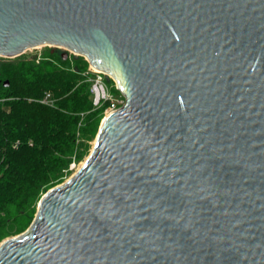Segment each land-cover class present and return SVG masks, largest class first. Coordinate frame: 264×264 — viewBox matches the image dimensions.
Masks as SVG:
<instances>
[{"label":"water","instance_id":"1","mask_svg":"<svg viewBox=\"0 0 264 264\" xmlns=\"http://www.w3.org/2000/svg\"><path fill=\"white\" fill-rule=\"evenodd\" d=\"M47 45L124 103L0 264H264V0H0V57Z\"/></svg>","mask_w":264,"mask_h":264},{"label":"trees","instance_id":"2","mask_svg":"<svg viewBox=\"0 0 264 264\" xmlns=\"http://www.w3.org/2000/svg\"><path fill=\"white\" fill-rule=\"evenodd\" d=\"M68 64L63 57L60 67L0 59V241L20 231L42 196L82 159L76 140L82 113H88L86 134L99 129L102 111L94 109L92 84ZM47 92L52 106L39 102Z\"/></svg>","mask_w":264,"mask_h":264},{"label":"rangeland","instance_id":"3","mask_svg":"<svg viewBox=\"0 0 264 264\" xmlns=\"http://www.w3.org/2000/svg\"><path fill=\"white\" fill-rule=\"evenodd\" d=\"M63 54L69 55V58H68L69 64L68 65H70L71 69L74 67H77L82 72V76L84 78H90L91 76L96 75V73L92 71L91 65L87 62L85 57L77 55L73 52L67 51L66 49L60 48V47H54V46H48V45L47 46H39L37 48L29 49L19 56H16L13 58L0 57V59L5 60V61H9L12 63H17V62H22V61H27V60L33 61L36 64H39L42 62H51V63L56 64L58 67H60ZM103 77L107 83L109 92L112 95V100L116 103L117 101L122 99L123 96H122L121 92L117 89L116 83L114 82V80L111 77L106 76V75L105 76L103 75ZM48 93L51 94L50 92H47L46 94H48ZM46 94H45V96H46ZM51 96H52V94H51ZM43 99L41 101H43ZM52 99H53V97H52ZM41 101H39V102L41 104H44ZM52 102L54 103V99ZM45 105H47V104H45ZM121 105L122 104L112 105L111 103L106 102V103H103L99 108H94V109H96V110L101 109V111H102L101 122H102L103 119L108 114H110L114 109L120 107ZM49 106H52V104H50ZM87 115H88V113H82L80 123L78 125V128L82 129V131L78 132L77 136H76L77 144L79 146L80 145L82 146V152L85 151V154L82 156V159L80 161L74 160L71 163L68 171L66 172V176L64 177V179L62 180V182L59 185L65 183L74 174H76V172L82 167V165L84 164V162L86 161V159L88 158V156L90 155V153L94 147L99 129L97 131V134H94V136H92V137H91V135L86 134L85 129L88 128L87 122H86V118H87L86 116ZM101 122H100V125H101ZM99 128H100V126H99ZM37 211H38V205L36 208L35 215L32 216L31 219L28 220V222H24L22 224V229L17 233H14L12 235H9V236L3 238L0 241V244L6 239L15 238V237H18V236L26 233L29 230V228L31 227L32 223L34 222Z\"/></svg>","mask_w":264,"mask_h":264},{"label":"built area","instance_id":"4","mask_svg":"<svg viewBox=\"0 0 264 264\" xmlns=\"http://www.w3.org/2000/svg\"><path fill=\"white\" fill-rule=\"evenodd\" d=\"M91 69L94 72L92 67H91ZM95 73H96V75L91 76L89 78V81L92 84L91 92H92V99H93L94 108H99L103 103H106V102H109L112 105H119V104L123 105V103H124L123 98L120 99L119 101H117L116 103L112 100V95L110 94L107 83L103 77V75L105 76L106 74H104L102 72H99V73L95 72ZM52 101H53L52 96H51V94L48 93V94H46L43 101H41V102L44 104H47V105H50V104L53 105ZM116 109H114V110H116Z\"/></svg>","mask_w":264,"mask_h":264},{"label":"bare ground","instance_id":"5","mask_svg":"<svg viewBox=\"0 0 264 264\" xmlns=\"http://www.w3.org/2000/svg\"><path fill=\"white\" fill-rule=\"evenodd\" d=\"M93 68V67H92ZM94 72L99 73L100 71H98L97 69L93 68ZM109 115V114H108Z\"/></svg>","mask_w":264,"mask_h":264},{"label":"flooded vegetation","instance_id":"6","mask_svg":"<svg viewBox=\"0 0 264 264\" xmlns=\"http://www.w3.org/2000/svg\"><path fill=\"white\" fill-rule=\"evenodd\" d=\"M67 55H68V54H67ZM68 58H69V55H68L67 59H68ZM67 59H66V60H67Z\"/></svg>","mask_w":264,"mask_h":264}]
</instances>
